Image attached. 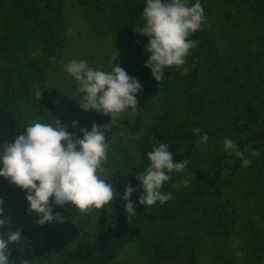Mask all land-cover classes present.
Returning <instances> with one entry per match:
<instances>
[{
  "label": "trees",
  "instance_id": "1",
  "mask_svg": "<svg viewBox=\"0 0 264 264\" xmlns=\"http://www.w3.org/2000/svg\"><path fill=\"white\" fill-rule=\"evenodd\" d=\"M228 1L244 7L254 25H264V0ZM145 6L146 0H122L109 10L105 18L121 55L119 65L142 85V91L136 94L139 101L136 110L150 108L157 85L151 69L144 66L150 55L145 51L149 41L135 30L139 28ZM0 9L6 14V23L0 28V145H3L24 134L26 126L33 120L47 123L54 115L55 108L51 103L27 97L31 83L43 81V66L39 62L48 61L62 48L60 35L64 20L31 0H0ZM190 40L199 43L188 57V82L183 80L181 73H175L178 74L175 76L178 84L169 88L175 101L178 97L175 105H167L155 122L145 128L139 138L138 157L131 168L120 170L111 177L116 201L122 207L116 219L92 234L82 232L71 248L58 255L53 252L59 237L53 232L45 236L42 247L22 236L9 254L11 264H24L25 260L28 264H109L127 244L137 242L147 264H199L196 259L197 238L190 233L171 245H165L164 240L175 232L154 233L156 226L165 228L183 218L191 219L195 225L201 221L202 233L208 238L230 237L237 214L234 206L222 198L241 169L242 160L225 151L223 141L225 138L235 141L246 159L253 151L264 148V91L254 92L255 88L240 81L238 68L231 67L234 62L224 65L212 52L213 45L201 30L192 33ZM36 55L38 59H35ZM195 60L198 62L191 66ZM212 81L227 97L217 103L212 116L204 117L207 99L192 92L191 87ZM129 112L133 110L129 108L124 113ZM203 117L209 119L206 124L210 128L201 121ZM195 128L203 131L197 134L193 132ZM69 133L82 138L79 133ZM204 133L208 135V141L198 144L197 140ZM161 142L169 145L174 161L187 159L189 163L183 173L173 172L171 179L162 186L161 191L164 194L171 192L173 198L164 204L157 202V211L151 213L149 206L139 204L143 188L136 175L150 163L147 153ZM189 173L192 177H188V186H182V191L171 190L175 178L184 179ZM129 184L136 189L130 198L136 216L130 223L125 211L127 201L123 199ZM22 191L9 180L0 179V200H13ZM20 211L29 218L26 206H20Z\"/></svg>",
  "mask_w": 264,
  "mask_h": 264
},
{
  "label": "rangeland",
  "instance_id": "2",
  "mask_svg": "<svg viewBox=\"0 0 264 264\" xmlns=\"http://www.w3.org/2000/svg\"><path fill=\"white\" fill-rule=\"evenodd\" d=\"M43 9L53 11L64 20V27L60 35L62 48L49 57L48 61L41 60L43 66V81L32 82L29 87L27 99H34L35 93L41 91L40 99L51 103L54 115L47 123L59 120L61 125H67L68 132L82 135L81 129L91 131L92 124L98 127L111 123L110 115H103L94 110H82L77 100L80 94L76 92L78 82L65 71V65L73 59L86 60L89 65L97 70L110 71L108 64L112 56L117 54V45L108 29L105 18L109 10L122 0H31ZM189 6L196 0H187ZM204 8V15L208 21L207 26L202 25L201 31L210 39L211 50L217 54L226 66L231 62V67H237V75L245 85L251 86L262 92L264 88V25L257 27L251 21L246 9L239 4L228 0H200ZM0 28L6 23V14L0 9ZM146 21L140 19L139 28H143ZM149 41V38L146 37ZM191 38V34L189 39ZM194 49V48H193ZM189 54L182 66H173L164 69V79L157 81L152 105L148 110H136L123 113L110 124V130L104 133L106 140H111L108 149V159L103 165L104 178L110 183L111 177L120 170L131 168L132 162L138 157L139 138L146 127L152 125L156 117L165 111V107L175 105V98L169 88L177 83L175 76L181 73L187 79ZM35 59H38L37 55ZM121 55L112 63H120ZM193 61L190 65H195ZM230 67V68H231ZM213 79V78H212ZM178 84V83H177ZM256 85L258 87H256ZM215 82L194 84L192 92L204 95L207 99V110L204 117L214 114L217 103L225 101L227 95L216 89ZM170 91V92H169ZM186 91V89H185ZM249 99V97H248ZM252 99V97H251ZM250 99V100H251ZM22 111V110H21ZM24 112V111H23ZM202 118L203 124L206 120ZM77 122L73 127L72 122ZM83 138V136H82ZM114 138V139H113ZM218 143V141H217ZM259 155H252L248 160L250 166L241 167L235 178L224 191L222 201L231 203L237 214V222L233 233L227 239L208 238L202 233L201 221L195 225L190 219L183 218L170 223L165 228L156 226L154 233H170L164 243L171 245L186 233L197 238L196 259L199 264H264V148L256 151ZM3 165L0 162V169ZM184 179H174L170 185L171 190L182 191L181 184ZM0 179H7L0 177ZM27 191L23 190L13 200L3 203V216L10 217V224L0 228V233L21 231L22 236L28 237L36 246L42 243L48 232H53L59 237L54 254L58 255L65 249L72 247L74 241L82 232L94 233L98 229L110 225L122 207L115 199L102 209H93L88 214H82L71 204L58 206L54 204V197L50 198L53 214L60 213L64 218L62 223L55 220L51 223L40 225L35 212H29V218L21 215L20 206L30 205L26 200ZM157 206H149L150 212L157 211ZM26 234V235H24ZM195 236V237H194ZM7 239V237H5ZM138 243V242H137ZM137 243H129L109 264H147V259L141 254ZM18 243H11V250ZM240 253L241 255H238ZM9 258V257H8ZM10 261V260H9ZM11 264V263H10Z\"/></svg>",
  "mask_w": 264,
  "mask_h": 264
},
{
  "label": "clouds",
  "instance_id": "3",
  "mask_svg": "<svg viewBox=\"0 0 264 264\" xmlns=\"http://www.w3.org/2000/svg\"><path fill=\"white\" fill-rule=\"evenodd\" d=\"M142 17L146 21L144 27L135 30L139 35L149 38L145 51L150 55L144 66L151 69L155 80L161 81L164 79V69L185 64L189 50L199 43L190 40V34L201 30L202 25L207 26L208 21L200 0L191 6L187 0H146ZM117 56L118 52L109 61L110 71L94 69L88 61L79 59L70 60L65 65V71L78 82L76 92L80 95L77 102L81 109L110 115L111 123L129 108L136 110L139 104L136 94L142 91L137 79L129 76L120 65L112 63ZM40 97L41 91H37L35 98L39 100ZM110 124L98 127L93 123L91 131L81 129L83 138H77L59 120L43 123L36 119L13 142L0 145V162L3 165L0 177L27 191L28 211L40 216V225L54 220L62 223L64 220L60 213L53 214L50 198L54 197L55 205L71 204L82 214L102 209L115 199L116 190L104 178L103 167L112 142L106 140L104 135L110 130ZM72 126L76 127L77 122L73 121ZM202 131L200 128L193 129L197 134ZM207 141L208 135L204 133L197 143ZM223 144L225 151L242 160L243 167L250 166L251 161L239 151L235 141L225 138ZM252 155L259 153L253 151ZM147 156L150 163L136 175L143 188L139 204H164L173 195L161 191L163 184L171 179L173 172L183 173L189 161H174L169 145L162 142L153 147ZM189 184L190 179H185L176 186L186 187ZM135 191L129 184L123 194V199L127 201L125 211L129 223L136 216L135 205L130 199ZM3 203L0 200V206ZM0 216H3L2 207ZM5 224H10V217L0 219V228ZM21 239L20 230L0 233V264H10L8 245L19 243ZM24 264H28V261L25 260Z\"/></svg>",
  "mask_w": 264,
  "mask_h": 264
}]
</instances>
